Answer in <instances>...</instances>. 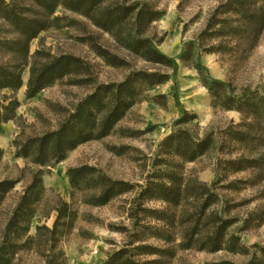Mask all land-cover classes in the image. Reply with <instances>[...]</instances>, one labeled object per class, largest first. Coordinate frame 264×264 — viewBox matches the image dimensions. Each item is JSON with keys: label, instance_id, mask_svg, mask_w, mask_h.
Listing matches in <instances>:
<instances>
[{"label": "rangeland", "instance_id": "obj_1", "mask_svg": "<svg viewBox=\"0 0 264 264\" xmlns=\"http://www.w3.org/2000/svg\"><path fill=\"white\" fill-rule=\"evenodd\" d=\"M16 1L47 27L31 40L26 58L0 46V61L21 64L23 79L18 89L0 88V103L18 101L0 132V182L15 181L0 196V247L22 195L41 177L31 195L29 228L19 240L24 244L10 264H102L135 238L140 240L134 245L155 247L156 253L138 257L149 264H249L260 257L264 116L224 108L204 79L224 82L226 95H264V25L249 23L264 15V0H236L234 10L229 0H102L90 15L70 8L75 0H60L52 13L32 0ZM18 37L0 19V39ZM135 38L150 40L175 63L147 60L131 48ZM62 55L80 58L82 68L27 97L31 71ZM138 70L168 78L143 85L108 135L47 165L17 154L29 139L58 129L99 85L124 81ZM183 115L187 120L176 125ZM179 127L195 137L212 134V146L194 160L163 150L162 140ZM236 130L242 138L232 134ZM241 158H257L258 166L234 169L229 161ZM83 165L132 187L95 204L100 182L73 188L67 174ZM156 183L174 187L172 200L147 190ZM64 202L75 211L73 223L53 238L44 227L53 228ZM216 243L221 247L214 250Z\"/></svg>", "mask_w": 264, "mask_h": 264}, {"label": "trees", "instance_id": "obj_2", "mask_svg": "<svg viewBox=\"0 0 264 264\" xmlns=\"http://www.w3.org/2000/svg\"><path fill=\"white\" fill-rule=\"evenodd\" d=\"M46 12L52 13L61 3L60 0H32ZM102 0H75L70 8L75 10H85V14L90 15L95 5ZM239 4L236 0H229V10L233 4ZM28 8L20 5L16 0H0V19L8 22L19 35L16 39H0V46L18 51L24 58L29 53V45L42 30L47 27V21L40 17L30 16ZM241 12V11H240ZM140 14V13H139ZM157 15L150 17L154 20ZM250 24H256L258 27L264 25V15L249 20ZM103 26L104 23H97ZM131 48L145 57L147 60L155 63L174 64V60L160 52L150 40L135 38L131 41ZM109 62L114 63L112 57H108ZM82 68V60L72 55H62L53 61L44 65L40 70L31 71V76L27 83V97L35 96L40 90L51 84L58 78L78 71ZM167 74L157 72H148L138 70L132 72L124 81L118 83H107L99 85L96 90L85 97L75 108L74 112L62 122L56 130L49 131L40 137L29 139L22 150L17 152L24 157H32L34 162L47 165L50 162L62 160L69 150L76 148L79 144L86 141L101 138L108 135L115 124L125 115L127 110L135 103L143 85H155L166 81ZM204 83L212 96L219 98L221 105L226 109L235 108L241 111L244 117L254 115L255 117L264 116V95H255L252 92L244 93L241 96L223 94L220 87L225 83L205 77ZM22 65L12 64L0 61V88L18 89L22 86ZM18 101L10 100L7 104L0 103V132L2 123L11 119L14 115ZM187 119L183 115L176 120V125L185 122ZM232 134L242 138L243 131H233ZM213 144L212 134L204 137H195L186 128H176L167 135L161 142L163 150L173 155L181 156L187 160H194L205 154ZM229 163L234 169L240 170L249 167L258 166L257 158H241L231 160ZM71 186L78 188L82 184L91 180L100 182L101 192L94 201L95 204H104L115 195L122 193L132 187L131 184L113 180L111 178L97 175L96 168L83 165L70 168L67 171ZM41 182V177L28 187L22 195L17 207L11 216L6 232L5 240L0 247V264H10L14 255L20 250L24 243L20 239L28 230L29 221L33 215V203L35 199L31 198L32 191ZM15 184V181L5 180L0 182V196L7 192ZM174 187L166 184H153L147 190H156L160 198L172 200V189ZM180 190V188H178ZM58 215L53 228L44 227L53 238L59 235L60 227L66 225L70 227L73 223L75 211L70 209L68 203L64 202L57 209ZM43 228V229H44ZM42 227H39V230ZM140 239H132L126 246L112 252L107 260L102 264H149L150 261H142L138 257L145 254L156 253L155 247L146 244L134 245ZM130 246V247H129ZM221 247L216 243L213 249ZM260 257L255 256L249 264H264V247L260 248ZM52 264H61L58 262Z\"/></svg>", "mask_w": 264, "mask_h": 264}]
</instances>
